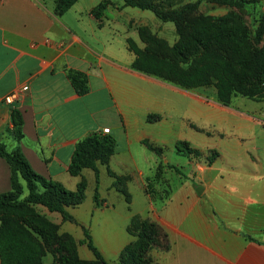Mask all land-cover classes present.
<instances>
[{
	"label": "crops",
	"instance_id": "obj_1",
	"mask_svg": "<svg viewBox=\"0 0 264 264\" xmlns=\"http://www.w3.org/2000/svg\"><path fill=\"white\" fill-rule=\"evenodd\" d=\"M99 2L78 0L59 16L53 0H0V143L7 149L17 145L6 132L12 128L10 109L16 108L23 117L19 146L32 169L74 191L90 170L69 173L76 144L108 128L116 146L108 166H99V179L107 169L126 178L131 215L165 232L167 249L153 253L159 264H264L262 109L242 99L224 106L215 93L186 91L134 70L128 39L144 48L139 28L146 27L172 45L174 26L121 0H109L97 19L92 10ZM70 70L86 75L88 93L76 94ZM13 91H21L20 97L7 105L4 97ZM150 114L161 119L148 123ZM143 140L168 152L160 157ZM178 141L217 157L191 176V162L175 149ZM166 161L184 176L163 167L157 181L158 166ZM112 181L105 194L98 187L99 205L93 200L85 217L84 202L68 212L113 259L131 238L120 231L130 215L111 221L101 211L110 204L108 194L117 198ZM10 188V168L0 158V194ZM36 208L55 223L69 224L63 231L71 233V222L60 214Z\"/></svg>",
	"mask_w": 264,
	"mask_h": 264
},
{
	"label": "trees",
	"instance_id": "obj_2",
	"mask_svg": "<svg viewBox=\"0 0 264 264\" xmlns=\"http://www.w3.org/2000/svg\"><path fill=\"white\" fill-rule=\"evenodd\" d=\"M56 15H63L78 0H53ZM124 6L152 12L161 22H172L179 36L177 43H167L153 34L149 28H139V35L144 48H139L128 39V49L135 55L132 68L145 75L152 76L184 90H193L204 86H212L216 99L224 106L231 104L233 98L243 96L251 100L264 99V91L248 89L245 80H264V48L255 49L249 39L248 32L240 20L234 16L194 17L202 1L225 4L233 2L242 5L259 0H196L180 6L181 0H121ZM109 0H100L92 13L99 19L106 9ZM264 36V22L255 31V38ZM236 47L237 59L235 66L231 64L226 52L220 49L210 50L211 45L218 41ZM161 46L176 54L177 59L171 60L152 52L151 47ZM197 47L202 53L187 58L184 50ZM237 68L241 75L235 70ZM74 91L79 96L89 91L88 79L79 71L67 73ZM161 119L160 115L147 116L148 123ZM10 124L6 129L17 143L12 149L0 143V158L10 168V190L0 194V264H44V244L60 246V264H88L77 254L76 242L68 233L58 234V226L45 215L38 213L36 206L46 208L50 213H58L64 222H75L68 212L69 208L81 205L86 197L87 181L81 177L74 191L66 189L61 183L48 180L37 174L24 156L19 142L23 139V117L16 108L10 109ZM142 143L158 156H162V148L143 140ZM116 140L109 134L93 133L78 141L75 146L68 171L72 176H81L84 169L94 172L95 189L93 200L99 205V166H108L110 156L114 153ZM175 148L187 156H198L200 152L192 148L186 141L176 142ZM217 157L216 152L208 158L211 164ZM108 170L112 178V187L121 193L127 204L131 195L126 186V178L115 175ZM162 175V165L156 172L157 181ZM11 217L21 219L14 220ZM159 226L135 215L127 228L134 239L119 253V264H158L150 255L160 234ZM87 248L94 256V264H109L94 245L88 232L84 231Z\"/></svg>",
	"mask_w": 264,
	"mask_h": 264
},
{
	"label": "rangeland",
	"instance_id": "obj_3",
	"mask_svg": "<svg viewBox=\"0 0 264 264\" xmlns=\"http://www.w3.org/2000/svg\"><path fill=\"white\" fill-rule=\"evenodd\" d=\"M195 1L196 0H181L180 6L188 4V3H193ZM214 12H222L223 14L213 15L212 13H214ZM193 15H194V17H206V16H210V17L232 16V17H234V16H236L240 20V22L244 25V27L246 28L252 46L255 49L264 48V36H262L260 39L255 38L256 29L259 27V25H261L262 22H264V0H259L257 2H248V3H244L242 5H238V4H235L233 2L221 4V3H214V2H210V1H202L200 3V5L198 6L196 12ZM166 23H171L174 26V30H175L177 40L174 44L170 45L163 38H161V37H159V38L164 40L167 43V45L171 47L177 43L179 36L176 32V27H175L174 23H172V22H166ZM209 49L210 50H214V49L223 50L224 52H226L228 58L230 59L231 64L235 66L236 59H237V50H236V47L234 45L231 44L229 46L226 43V40H221V41L217 42V45H211L209 47ZM150 50H152V52L160 54V55H162L168 59H171V60L177 59L176 54L174 52H172L168 49H165L161 46L151 47ZM184 53H185L187 58H191L192 56L199 54V53H202V52L197 47H188L184 50ZM235 70L237 71L238 74L241 75L240 71L237 68H235ZM244 80H245L244 81L245 85L248 89L264 91V80H259V81H252V80H246V79H244ZM186 91H189V90H186ZM190 91H199L201 93L204 92V93H206V95H208V97H210L213 93H215V99H216V92H215L214 87H212V86H204V87H200V88L193 89ZM241 99L246 101L245 102L246 105L260 107L262 109V113H264V99L257 101V100L248 99V98L243 97V96H237V97L232 99L231 104L228 106H231L232 103H235V105H236L238 103L237 101L238 100L241 101ZM216 101H217V99H216ZM249 101H251V102H249ZM252 102H255V103H252ZM175 145H176V143H175ZM196 150H198L200 152V154L198 156L191 154L190 157L185 155L183 152H178L176 150L178 154H182L183 156H185L189 160V162H191V164H192L191 176L194 173L193 172L194 169H197L200 166L208 165V162H207L208 158H210L211 154L213 152H215L212 150H208V151L207 150L202 151L199 149H196ZM162 151H163L162 155L166 154L168 152V150H164V149H162ZM183 156H179V157H183ZM163 167L166 168L167 170L175 172L178 175H183L181 169H179L174 164H169L167 161H166L165 165H162V169H163ZM84 178L87 180L86 197H85L84 204H83L84 206L82 209L83 210L82 214L85 217L87 215V210L90 209V207H91V202L93 201L94 189H95L96 185H95V179L91 176L90 170H86ZM110 181H111V177H109L108 175L103 174L101 176V178L99 179L100 185H98L101 193H104V194L107 193L106 186ZM113 191H114L113 193H115V195H116L115 197H117V198H113L112 195L108 194L109 199L107 197V200L110 202V204L109 205H106V204L102 205L101 211L104 212L107 216H109L112 219L111 221L117 220L118 216H124V215L129 216L130 215V218H129L128 222L126 223V226H124L123 228L120 227L121 228L120 231L123 232V234H126L127 236H129L131 238V241H132L134 239V237L130 233H128L127 228L130 225V221H131L132 217L135 215H131L130 204H127L125 202L124 196L121 193L117 192L115 189ZM140 198H141L140 194L136 193L134 195L135 202L140 201ZM116 199H120V200L118 201ZM112 204H115V206ZM36 209H37L38 213L43 214L39 210V208H36ZM134 210H137V209H134ZM43 215H45V214H43ZM11 218L14 220H18L19 222L21 221V219H19L18 217H11ZM48 219L52 223H54L58 226V234L68 233L72 236V238L76 242L78 257L81 260L86 261L88 264H94V256H93L92 252L87 248L86 243H85V236H84V231L86 230L85 225H82V224L76 222V220H75V222H71L72 228L70 229L71 233H69V232L63 231L65 229L64 225H69V224H63V223L58 224V223H55L54 221H52L50 218H48ZM146 220H148V219H146ZM148 221H150V220H148ZM118 227H119V225H118ZM88 230H89L88 231L89 234L92 237V231L90 229H88ZM159 231H160V234H158V236L156 238L157 243H156L155 247H153L149 252V255L157 263H158V261L154 258L155 256L153 255V253L155 251L166 250L168 247L165 232L162 230V228H160ZM36 236L44 244V247H45V254L43 257V263L44 264H60V256H61V249L62 248L60 246H57V247L48 246L46 240L42 239L38 235H36ZM94 245L97 247V249L99 250V252L103 256V258L109 264H119L118 263V257H119V253L121 251L118 253L117 257L112 259V258H108L106 256V253L104 254L103 252H101L100 248L98 247V245L96 243H94ZM126 245L127 244L123 245L122 249Z\"/></svg>",
	"mask_w": 264,
	"mask_h": 264
},
{
	"label": "built area",
	"instance_id": "obj_4",
	"mask_svg": "<svg viewBox=\"0 0 264 264\" xmlns=\"http://www.w3.org/2000/svg\"><path fill=\"white\" fill-rule=\"evenodd\" d=\"M21 91H13L12 93L8 94L4 97V103L7 105L13 104L16 100L19 99ZM110 130L108 128L103 129L102 134H108Z\"/></svg>",
	"mask_w": 264,
	"mask_h": 264
}]
</instances>
